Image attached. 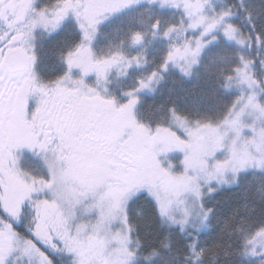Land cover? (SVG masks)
<instances>
[{
	"label": "snow or ice",
	"instance_id": "obj_1",
	"mask_svg": "<svg viewBox=\"0 0 264 264\" xmlns=\"http://www.w3.org/2000/svg\"><path fill=\"white\" fill-rule=\"evenodd\" d=\"M0 264H264V0H0Z\"/></svg>",
	"mask_w": 264,
	"mask_h": 264
}]
</instances>
